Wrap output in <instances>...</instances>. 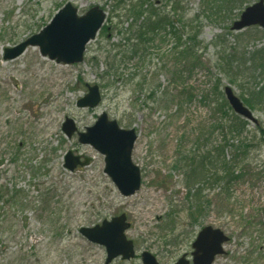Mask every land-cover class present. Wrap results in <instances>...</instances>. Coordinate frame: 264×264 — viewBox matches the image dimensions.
<instances>
[{
	"label": "rangeland",
	"instance_id": "374dc122",
	"mask_svg": "<svg viewBox=\"0 0 264 264\" xmlns=\"http://www.w3.org/2000/svg\"><path fill=\"white\" fill-rule=\"evenodd\" d=\"M182 1L186 19L201 14L203 0ZM258 1L247 0L226 19L199 15L203 65L190 75L186 62L176 61L175 40L151 43L144 60L137 55L121 63L113 45L124 46L126 41L117 31L110 40L100 32L80 63L57 62L38 46L5 59L7 47L40 32L67 2L77 5L80 14L101 5L108 15L114 2L0 0V264H106V247L90 241L80 229L122 213L131 222L126 234L135 243L136 255L119 256L108 264H144L143 251L172 264L184 253L191 254L199 230L207 225L230 237L213 264H264V174L256 175L264 160V140L251 153V175L233 183L230 196L219 187L204 186L203 195L212 204L196 223L183 211L185 171L180 164L196 146L197 135L208 133L217 79L222 89L229 85L241 98V79L221 71L220 57L235 48L253 51L264 45V28H231L246 7ZM114 19L106 25L118 23ZM120 19L125 20L123 28L128 26L130 20ZM109 64L113 70L107 75ZM115 69L122 74L116 81ZM176 70L182 72L181 79L174 78ZM144 79L147 83L140 87ZM94 84L101 88L102 101L80 107L77 102L88 93L87 85ZM186 87L193 97L180 108L176 102ZM168 91L177 97L165 106ZM252 111L257 123H263L264 109ZM104 112L122 128L137 129L133 160L141 168L142 186L133 195L121 194L105 173L104 155L79 140V133ZM67 119L76 127L71 137L63 130ZM250 122L252 133L255 124ZM70 150L91 162L69 170L65 157ZM228 196L220 209V199Z\"/></svg>",
	"mask_w": 264,
	"mask_h": 264
},
{
	"label": "trees",
	"instance_id": "16d2710c",
	"mask_svg": "<svg viewBox=\"0 0 264 264\" xmlns=\"http://www.w3.org/2000/svg\"><path fill=\"white\" fill-rule=\"evenodd\" d=\"M246 1L203 0L201 14L206 19H226L234 9L242 7ZM113 2L108 21L113 24L114 18H118V23L113 26L104 25L101 34L108 40L112 38L114 31L122 34L126 44L113 45L119 49V54L121 53V63L129 62L137 55L144 60L149 54L151 43L156 41L167 43L175 40L173 49L174 56L177 55L176 61L182 63L184 60L190 75L197 67L203 65L200 53L203 44L200 39L201 27L197 23L201 14H197L194 19H186L187 9L182 4V0H113ZM124 17L130 20L125 28H123L125 20L120 19ZM177 21L180 27L176 26ZM121 47L124 49H120ZM243 49L235 48L227 55H222L219 63L221 71L226 75L232 74L233 79H241V99L245 105L251 110L264 109V45H256L253 51H243ZM111 70L113 67L109 64L105 71L107 75L111 74ZM114 74L115 81L122 76L116 69ZM174 78L181 79L182 72L176 70ZM146 83L144 79L139 86L142 87ZM152 92L151 97L155 98L157 91L153 89ZM168 92L165 95L167 99L165 106L174 102L173 99L177 97L174 93ZM214 94L216 96L213 107L214 118L207 129L208 133L204 134L199 129L201 133L197 135L193 151L180 158V164L184 163L186 188V206L183 211L193 223L198 222L212 204V200L203 195L204 186L211 184L219 187L230 196L232 184L251 175L249 164L252 159L251 153L259 148L261 140H264V122L254 123L251 133V122L236 114L228 103L224 88L222 89L221 78H218L217 84L214 85ZM185 95L188 101L183 98ZM192 97L193 94H189L186 87L183 89L182 99L176 104L181 108ZM203 135L210 137L206 138L205 143H202ZM260 168L256 175L264 174V160ZM229 196L220 199V209L225 206Z\"/></svg>",
	"mask_w": 264,
	"mask_h": 264
},
{
	"label": "water",
	"instance_id": "95a60500",
	"mask_svg": "<svg viewBox=\"0 0 264 264\" xmlns=\"http://www.w3.org/2000/svg\"><path fill=\"white\" fill-rule=\"evenodd\" d=\"M78 12V8L72 2H67L39 33L14 47L6 48L5 59L19 56L28 46L33 45L39 46L44 56L56 59L57 62H83L87 45L96 39L106 21L107 13L100 5L93 6L84 15H79ZM253 25L264 28V0L248 6L233 23L232 29L238 31ZM88 88L89 92L78 101L81 107H95L102 99L98 84L88 85ZM225 93L238 115L256 121L253 112L245 106L230 86L225 87ZM63 130L68 136H72L76 130L73 120L67 119L63 124ZM79 137L82 143H89L106 155L105 172L123 195H132L140 189L141 169L132 159L138 137L135 128H121L116 120H110L107 113H103L95 125L88 127L86 132L79 134ZM89 163V157L82 161L81 157L74 155L72 151L66 155L65 166L70 170ZM130 226L126 215L122 214L111 220H104L102 224L94 227H82L81 233L89 240L106 246L108 264L119 255L125 259L135 256L134 242L125 234ZM228 240L229 236L221 228L206 226L193 242L192 262L184 254L175 264H212L218 254L224 253L223 244ZM142 258L144 264H160L156 256L149 251H144Z\"/></svg>",
	"mask_w": 264,
	"mask_h": 264
}]
</instances>
